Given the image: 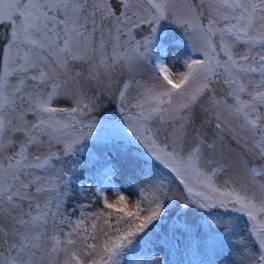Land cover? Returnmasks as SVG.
Returning a JSON list of instances; mask_svg holds the SVG:
<instances>
[{"label": "snow or ice", "instance_id": "obj_1", "mask_svg": "<svg viewBox=\"0 0 264 264\" xmlns=\"http://www.w3.org/2000/svg\"><path fill=\"white\" fill-rule=\"evenodd\" d=\"M0 264H264V0H0Z\"/></svg>", "mask_w": 264, "mask_h": 264}, {"label": "rangeland", "instance_id": "obj_2", "mask_svg": "<svg viewBox=\"0 0 264 264\" xmlns=\"http://www.w3.org/2000/svg\"><path fill=\"white\" fill-rule=\"evenodd\" d=\"M180 48L182 49L183 48V45H181ZM173 55H178V54L175 51H173ZM105 107H107V105ZM112 117H116L118 119H121V121H122V117H120L119 112L113 111L111 109H109L108 111L103 112V114H101V115H98V119L101 122H104L106 120H109ZM98 127H99V125H98ZM223 135L225 137V143H224V149H225V151H227L229 153H233L234 150H235V151L238 152L239 149L242 146L240 144H238L236 142V140H233L227 133H224ZM115 183H116L117 186H122V188H123V190H124V192L126 194H130L133 191V189H132V183L133 182H132V180H131L130 177H127V176H118L115 179ZM108 195H109V198L110 199H114V196L112 195L111 191H109Z\"/></svg>", "mask_w": 264, "mask_h": 264}, {"label": "trees", "instance_id": "obj_3", "mask_svg": "<svg viewBox=\"0 0 264 264\" xmlns=\"http://www.w3.org/2000/svg\"><path fill=\"white\" fill-rule=\"evenodd\" d=\"M89 183H91V181L89 180ZM133 189V188H132Z\"/></svg>", "mask_w": 264, "mask_h": 264}]
</instances>
